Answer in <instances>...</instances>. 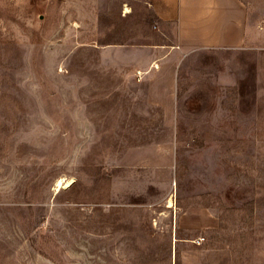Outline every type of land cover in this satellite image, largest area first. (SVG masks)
<instances>
[{"label": "rangeland", "instance_id": "374dc122", "mask_svg": "<svg viewBox=\"0 0 264 264\" xmlns=\"http://www.w3.org/2000/svg\"><path fill=\"white\" fill-rule=\"evenodd\" d=\"M155 3L0 0V264H264V0L238 51Z\"/></svg>", "mask_w": 264, "mask_h": 264}, {"label": "crops", "instance_id": "0c3cea01", "mask_svg": "<svg viewBox=\"0 0 264 264\" xmlns=\"http://www.w3.org/2000/svg\"><path fill=\"white\" fill-rule=\"evenodd\" d=\"M157 2L153 4L156 16L175 24L176 44L182 50L238 51L246 44L245 0Z\"/></svg>", "mask_w": 264, "mask_h": 264}, {"label": "bare ground", "instance_id": "6f19581e", "mask_svg": "<svg viewBox=\"0 0 264 264\" xmlns=\"http://www.w3.org/2000/svg\"><path fill=\"white\" fill-rule=\"evenodd\" d=\"M63 183H65V182L62 179L61 180H58L57 183H56V185H57L56 187L61 188V186L63 185ZM69 185H70V182H66L65 183V187H68ZM171 206H172V202L169 201L168 202V207H171Z\"/></svg>", "mask_w": 264, "mask_h": 264}]
</instances>
